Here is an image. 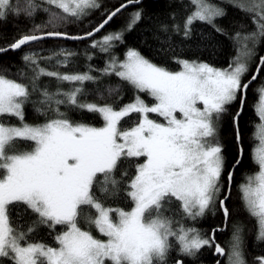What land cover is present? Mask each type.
Listing matches in <instances>:
<instances>
[{"label":"snow or ice","instance_id":"snow-or-ice-1","mask_svg":"<svg viewBox=\"0 0 264 264\" xmlns=\"http://www.w3.org/2000/svg\"><path fill=\"white\" fill-rule=\"evenodd\" d=\"M44 2L49 7L34 0H0V21L9 15L32 17L38 10L49 17L45 24L35 25L32 34L0 47V53L47 38H91L122 9L141 4L142 0H127L82 35H69L59 28L98 10L102 6L98 0ZM188 2L194 10L183 21L186 39L192 35L194 21L205 22L216 32L226 34L215 23L227 15L224 8L209 0ZM229 3L251 15L254 30L235 31L232 39L238 45L237 55L225 69L204 61L177 58L180 70L171 71L153 63L135 47L127 48L122 60L110 55L101 75H115L138 92L147 93L155 100L151 105L140 96L119 108L110 103H82L84 83H96L100 77L90 72L60 73L41 66L42 61L53 59L57 65H70L76 53L66 49L46 57L35 51L26 52L21 59L31 70V77L25 72L19 75L29 79L28 84L9 78L6 71L0 70V260L8 264H168L172 252L177 251L182 258L173 260V264H185L187 259L195 264L200 252L213 245L217 254H225L212 236L186 227L167 213L176 201L183 217L193 221L211 209L218 208L225 219L231 214L227 200L234 174L227 170L219 133L228 107L249 87L243 77L256 46H264V0H229ZM144 17L145 10L138 8L130 14L126 27L93 40L91 47L110 54L124 40L125 33L132 31ZM49 27L53 30H47ZM171 27L181 31L179 24ZM161 28L168 30L167 25ZM261 69L264 56L259 57L257 71ZM42 77L78 86L53 93L40 87ZM119 91V87L110 86L100 95L113 97ZM259 91L257 115L261 124L253 133L258 143L252 153L259 171L247 175L239 191L246 211L257 221L256 239L264 242V88ZM33 94H39L40 99L31 101ZM29 102L36 112L42 115L54 112L55 118L42 124L25 122L24 108ZM240 103H244L242 98ZM64 104L98 114L103 125L70 120L59 110ZM133 114L138 115V120L125 128L124 122ZM150 114H156L164 122L150 118ZM239 115L238 111L236 118ZM4 117H15L19 125L6 122ZM236 138L239 142L238 127ZM29 142L34 146L21 150L20 144ZM141 158L143 162L135 164L134 175L129 177L124 172L119 179L116 177L122 162ZM239 162L237 159L236 163ZM98 184L103 199L95 195ZM109 198L129 200L132 207L130 210L106 207ZM85 208L90 210L86 215ZM28 214L35 219L25 231L17 221ZM82 218L88 230L81 226ZM41 226L65 228L55 236L57 246L30 242L29 237ZM92 226L106 239L94 236ZM227 255L229 264H247L238 227ZM257 264H264V256L257 257Z\"/></svg>","mask_w":264,"mask_h":264},{"label":"trees","instance_id":"trees-1","mask_svg":"<svg viewBox=\"0 0 264 264\" xmlns=\"http://www.w3.org/2000/svg\"><path fill=\"white\" fill-rule=\"evenodd\" d=\"M14 2H19V0H14ZM34 2L41 4L42 7H49L44 0H34ZM98 2L102 5L98 10L91 11L88 17L80 21H71L60 26L59 30L66 31L69 35H82L85 32L91 31L106 18L107 13L127 2V0H98ZM218 6L224 8L227 15L216 19L215 23L223 27L226 34L216 32L211 25L205 22L194 21L191 26L192 35L186 39L183 35L182 25L185 17L193 11V6L188 0H142L141 4L132 5L120 11L109 24L91 38L84 40L47 38L39 42H32L16 51L9 50L0 53V70L6 71L9 78L19 79L21 82L28 84L30 80L19 75L20 72H25L29 78L31 77V70L25 66L21 59L26 52L35 51L41 56L46 57L52 55L54 52H58L60 49H66L76 53L71 59L70 65H57L55 59H53L51 62L42 61L41 66L47 67L50 71H58L60 73L90 72L91 75L100 77V80L96 83L91 81L84 83V94L80 97L82 103H110L119 108L132 102L136 96H140L145 103L151 105L155 103V100L147 93L138 92L127 82L121 81L115 75H101V70L105 68L110 55H114L122 60L127 48L135 47L153 63L167 67L171 71L180 69V65L176 62L177 58L204 61L216 68L225 69L237 55L238 45L232 39L235 31L241 29L252 31L254 30V25L252 24L250 14H246L245 11L231 5L229 2L218 3ZM138 8L145 10L144 19L132 31L125 33L124 40L117 43L110 54L91 47L93 40H99L107 33L126 27L130 14ZM53 10L56 11L57 9L53 8ZM173 13H175V16H173ZM48 18V14L42 10H38L32 17L9 15L7 19L0 21V47H7V45L25 34H32L34 26L45 24ZM172 24L181 25V31L176 32L173 30ZM162 25H167L168 30L163 31ZM47 30L51 31L53 29L49 27ZM263 55L264 46L258 44L255 48L254 56L249 62V70L243 77V82L247 81L253 74L259 63V57ZM89 56L91 59H89ZM38 83L40 87H47L53 93L57 89L69 91L74 86H78L57 81L50 77H42ZM110 86L119 87L120 91L117 96L100 95V92ZM261 86H264V69L258 72L255 81L249 85L245 92L244 103L237 118V127L240 133L239 142H237L236 138L234 116L239 108L241 92L237 100L228 107V112L223 117L219 136L224 149L228 171H230L239 158V145L243 150L240 162L233 170L234 179L231 184L230 198L227 200V206L231 214L227 218V221H224L223 213L218 208L209 210L205 216L193 221L183 217L180 204L176 201H173L170 206L171 211L167 213L186 227L196 228L202 234L212 236L222 246L226 245L234 229L240 228L244 258L247 264H257V257L264 256V242L256 239L255 220L246 211L239 191V186L245 182V177L255 173L258 169V165L252 159V151L256 144L253 133L260 120L255 106L259 96V87ZM39 99V94H33L31 97V101ZM59 110L65 113L67 118L72 121H83L97 127L103 125V121L98 114L89 113L67 104L60 105ZM24 115L25 122L29 124H42L47 119L55 118L54 112H50L47 115L36 112L32 102L25 105ZM150 118L164 122L163 118L157 117L156 114H150ZM4 119L12 125H19V121L15 117H4ZM137 120L138 115L133 114L124 122L123 126L125 128L131 127ZM32 146L34 145L29 142L27 144H20L19 147L21 150H30ZM137 162L142 163L143 159L141 158L138 161L134 159L131 163L129 161L122 162L119 170L115 173L116 177L119 179L124 172H128L129 177L134 175L135 164ZM99 180L102 181L103 177L100 176ZM94 192L95 195L103 199L99 184L94 188ZM105 206L123 207L125 210H130L132 204L129 200L123 198H109L105 201ZM89 211V209L85 208V215ZM91 214L95 215L94 210H91ZM13 215L15 216V213ZM34 219V215L28 214L23 219L18 220L17 223L21 226L22 230L26 231L28 225ZM81 226L88 230V225L84 223L83 218L81 219ZM64 230L63 226H56L54 229L41 226L36 233L29 237V240L30 242L41 241L51 246H57L55 236ZM90 230L97 238L103 237L94 226ZM170 240L174 241V238H170ZM213 251L214 245L205 247L200 252L199 258L195 260V264L216 263L218 257L213 255ZM181 258V255L177 251H173L172 259L168 261V264H173V260H180ZM0 264H8V262L0 260ZM185 264H193V261L187 259L185 260ZM216 264H225L224 257Z\"/></svg>","mask_w":264,"mask_h":264},{"label":"water","instance_id":"water-1","mask_svg":"<svg viewBox=\"0 0 264 264\" xmlns=\"http://www.w3.org/2000/svg\"><path fill=\"white\" fill-rule=\"evenodd\" d=\"M127 2H124L123 4H126ZM132 5H136V4H132ZM132 5H128L127 7H129V6H132ZM119 7V6H118ZM117 7V8H118ZM125 9V8H124ZM123 10V9H122ZM121 10V11H122ZM113 11V10H112ZM97 34V33H96ZM95 34V35H96ZM68 40H70V39H68ZM26 46V45H25ZM22 47H24V46H22ZM21 47V48H22ZM14 51H16V50H14ZM264 56V55H263ZM258 66H259V63H258V65L256 66V68H255V70H254V72H253V74L248 78V80L247 81H245V83H248L249 85L251 84V83H253L255 80H253L252 79V77L255 75L256 77H257V75H258V72L259 71H257V68H258ZM247 90V89H246ZM246 90H243V91H241V98L244 100L245 99V92H246ZM241 98H240V100H241ZM242 106L243 105H241V103L239 102V108H238V110H237V112L239 111V112H241V109H242ZM236 112V113H237ZM234 118H235V121H234V126H235V129H236V131H237V118H236V114H235V116H234ZM238 142V141H237ZM240 157H241V147H240V145H239V160H240ZM235 166L237 165V163L235 162V164H234ZM233 170H234V167L232 166V168L230 169V171H232L233 172ZM224 221L226 222L227 221V219H225L224 218ZM216 243H218L217 241H215ZM219 244V243H218ZM213 255L214 256H219V259L216 261V263H218L219 261H220V259H222L223 257H224V255H219V254H217L216 252H215V247H214V251H213ZM215 263V264H216Z\"/></svg>","mask_w":264,"mask_h":264},{"label":"rangeland","instance_id":"rangeland-1","mask_svg":"<svg viewBox=\"0 0 264 264\" xmlns=\"http://www.w3.org/2000/svg\"><path fill=\"white\" fill-rule=\"evenodd\" d=\"M209 2L210 3H212V4H216V5H218V3H222V2H229V0H209ZM194 10V9H193ZM180 70V69H179ZM179 70H177V71H179ZM262 88H264V86H261V87H259V90L260 89H262ZM260 98H261V93H260V91H259V96H258V100H257V102H256V112H257V107H258V102L260 101ZM260 119V118H259ZM261 124V121L259 120V123L256 125V129H255V132H257V126L258 125H260ZM257 143H258V141L256 140V144H255V146L257 145ZM254 146V147H255ZM252 153H253V151H252ZM258 165V164H257ZM259 171V166H258V169H257V171L256 172H258ZM246 182V181H245ZM245 182H243V183H245ZM254 220H255V223H256V234H257V221H256V219L254 218ZM235 230V229H234ZM234 232V231H233ZM233 232H232V234H230V236H229V239L227 240V242H226V245L225 246H223V247H225L226 248V250H225V254H224V260H225V264H229V262H228V255H227V253L230 251V244H231V239H232V235H233ZM99 239H106V237H102V238H99ZM212 264H214V263H212Z\"/></svg>","mask_w":264,"mask_h":264},{"label":"bare ground","instance_id":"bare-ground-1","mask_svg":"<svg viewBox=\"0 0 264 264\" xmlns=\"http://www.w3.org/2000/svg\"><path fill=\"white\" fill-rule=\"evenodd\" d=\"M218 243H219V242H218ZM219 244H220V243H219ZM220 245H221V244H220ZM221 246H222V245H221ZM222 247H223V246H222ZM223 248L226 250V248H225V247H223ZM215 257H218V259H219V256H218V255H217V256H215ZM218 259H217V260H218ZM214 264H215V263H214Z\"/></svg>","mask_w":264,"mask_h":264}]
</instances>
